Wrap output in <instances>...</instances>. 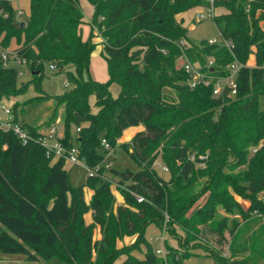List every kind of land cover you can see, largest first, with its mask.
<instances>
[{
	"label": "trees",
	"instance_id": "16d2710c",
	"mask_svg": "<svg viewBox=\"0 0 264 264\" xmlns=\"http://www.w3.org/2000/svg\"><path fill=\"white\" fill-rule=\"evenodd\" d=\"M86 1L97 35L91 30L83 40L79 0H29V14L19 19L12 2L0 0V48L15 38L14 52L31 74L29 83H22L17 67L0 68V100L23 95L28 84L41 92L45 66L64 73L70 89L56 96L52 112L55 118L63 108L60 141L66 147L75 143L89 168L100 166L84 185L73 188L64 160L46 158L36 142L40 128L21 122L33 139L27 144L5 135L0 252L63 264H113L121 255L119 264H181L201 252L213 264H264V111L258 108L264 96V0H213V21L228 47L191 43L182 19L177 20L205 6L203 0ZM20 22L24 27L15 28ZM95 36L101 39L106 83L89 77ZM183 55L203 68L213 60V71L206 70L212 74H225L229 64L240 63L235 97L214 98L211 86L190 89L176 65ZM251 56L254 65L249 67ZM112 84L120 89L116 97ZM17 113L15 103V121ZM140 125L143 131L121 145L138 170L106 169L102 140L114 150L123 131ZM157 159L168 170L166 178L153 168ZM105 172L115 181L103 179ZM112 182L122 205H115ZM84 188L93 192L88 204ZM235 197L248 201V207ZM89 211L92 222L86 224ZM165 215L166 235L178 247L165 239L164 260L143 236L150 224L161 228ZM96 226L100 240L92 237ZM176 228L181 235H175ZM129 236H136L134 245L116 247ZM141 245L147 251L138 257L133 250Z\"/></svg>",
	"mask_w": 264,
	"mask_h": 264
},
{
	"label": "rangeland",
	"instance_id": "374dc122",
	"mask_svg": "<svg viewBox=\"0 0 264 264\" xmlns=\"http://www.w3.org/2000/svg\"><path fill=\"white\" fill-rule=\"evenodd\" d=\"M80 7L83 13V25L81 26V34L83 40H87L90 36L91 30L96 34V29H93L91 21L93 8L88 4L86 0H79ZM12 7L17 12L22 10L24 12V16H27L30 11V3L29 0H12ZM222 10H218L219 13ZM206 11L201 8L191 9L180 16L177 17L178 21L182 19V25L187 29L188 38L191 43L195 45H199L202 42H208L214 40L216 45L219 47H223L226 45V41L223 40L218 27L214 23L213 19H207L204 21H194L198 13ZM264 27V23H263ZM97 35V34H96ZM23 40V39H22ZM95 48L92 52L90 66H89V77L99 83H106L108 82L107 71H106V64L103 58L101 57V50L102 44L101 39L99 37H94L92 39ZM18 43L15 38H12L9 43L8 49L14 50L17 48ZM177 67H181L183 65L182 60H178L176 63ZM247 65L252 67L254 65V58L251 57L247 61ZM18 72L22 73V76L18 78L19 82L22 83H29L31 79V74L26 66L20 65L17 67ZM85 79L88 77L85 75ZM104 80V81H103ZM67 79L64 73H60L56 70H51L49 66L44 67V75L40 81V90L41 92H36L34 90L33 84H28L27 91L20 96L12 97L9 99H1L0 106H14L17 104V116L19 122H23L24 124L31 125L33 127L42 128L44 133H47L49 129L57 125L59 129V134H63V127H62V115H63V108L59 107L55 113V118L53 115V111L55 109V101L56 96L63 94L64 92L70 89V85H66ZM110 92L113 97L119 95L120 89L116 84H112L110 86ZM170 93V92H169ZM39 97V98H37ZM32 99V103L30 105L22 106V104L28 100ZM89 105L92 111L94 105L93 97L89 98ZM23 108V111L20 112V108ZM258 108L260 111H264V96L259 97L258 99ZM53 118L54 122H50ZM47 125H50L47 127ZM143 126L138 127H131L123 131L121 137L117 140L116 148L107 154L105 157V163L110 162L112 163V167L118 170H129L135 172L138 170V165L135 161H133L126 151V146L122 147V144H126L130 142V139L138 132L143 131ZM73 132V129H72ZM164 164L160 159H157L153 165V168L157 171V173L162 177H167L168 172H162L161 167ZM65 170L68 171V178L69 184L71 187L76 188L85 184L86 177L88 173L85 169L79 166H71L69 164H65ZM102 178L107 181H112L113 176L109 172H105L102 175ZM113 185L111 186L112 195L115 198V205H122L123 199L119 192L116 190L115 182H112ZM93 192L88 189L84 188V200L88 204L92 197ZM235 200L238 201L244 208H247L249 203L248 201H243L242 199L235 197ZM222 213V212H221ZM84 220L86 224H90L91 220V212L89 211L85 216ZM261 223H264V217L260 219ZM175 235H181V229L176 228ZM163 236V231L160 227L155 224H150L144 233V240L146 243L149 244V249L152 250L154 253L158 248H164V245L161 241ZM92 237L93 240H100L101 234L99 228L96 226L92 230ZM167 243L170 244L173 248L178 247V243L173 240V238H169L167 235L165 236ZM136 242V236H129L124 237L123 239L117 241L116 247L117 248H126L134 245ZM147 251L145 245H141L140 249L133 250V253L138 257H142L144 252ZM123 255L119 256L113 264H119ZM215 260L211 257L205 256L201 252H197L196 254H192L186 256L182 259L181 264H213ZM0 264H63L58 262L56 259L44 260H27L23 254H5L0 252ZM235 264H245V263H235Z\"/></svg>",
	"mask_w": 264,
	"mask_h": 264
},
{
	"label": "built area",
	"instance_id": "2783aa9c",
	"mask_svg": "<svg viewBox=\"0 0 264 264\" xmlns=\"http://www.w3.org/2000/svg\"><path fill=\"white\" fill-rule=\"evenodd\" d=\"M205 2V6L202 7L206 12H200L196 16L194 21H204L207 19H213L215 16V8L213 6V0H203ZM12 2V0H10ZM24 15L22 10L17 11V18H21ZM209 45H216L215 41H208ZM180 49L185 47V43L180 41L178 43ZM226 47H228V43L226 42ZM183 61V65L180 67L184 74L186 75V85L193 89L199 85L202 86H211L212 87V96L214 98H234L236 95V77L238 75L239 70L242 68V65L237 61L229 64L226 67L225 74L218 73H208L206 70L210 69L212 72L213 60H208L205 67H201L198 63H191L187 57L184 55L180 59ZM26 64L23 59H20L14 50H10L8 48L2 49L0 48V68H10V67H18L20 65ZM51 70H54V67H50ZM18 78L22 76V73L17 72ZM78 131V130H77ZM7 134L14 135L22 144H27L31 141V136L28 130L22 125L21 122L15 121L13 114V105L12 106H0V149L5 150L7 147L6 141H3V138ZM60 134L57 125L52 126L47 133H42L36 139V142L44 149L46 158L52 159L53 161L58 159H63L65 164H69L71 166H79L86 170L88 173L87 176L93 177L97 174L99 167L96 166L94 169L89 168L84 159L80 156L79 149L77 145L74 143L71 147H66L60 141ZM33 140V139H32ZM104 150L107 151L109 155L113 149L106 143V141L102 140L101 142ZM193 159V157H191ZM104 166L106 169L112 168V163L104 162ZM161 171L167 173L168 170L165 166L161 167ZM137 202H142L143 198L136 196ZM169 222V216L165 215L164 221L161 225V229L163 231V236L161 241L164 245L165 236L167 234V224ZM155 254L162 259H166V251L164 248H158Z\"/></svg>",
	"mask_w": 264,
	"mask_h": 264
},
{
	"label": "water",
	"instance_id": "95a60500",
	"mask_svg": "<svg viewBox=\"0 0 264 264\" xmlns=\"http://www.w3.org/2000/svg\"><path fill=\"white\" fill-rule=\"evenodd\" d=\"M14 27H15V28H20V29H22V28L24 27V23H23V22H20V23H18V24H15Z\"/></svg>",
	"mask_w": 264,
	"mask_h": 264
},
{
	"label": "crops",
	"instance_id": "0c3cea01",
	"mask_svg": "<svg viewBox=\"0 0 264 264\" xmlns=\"http://www.w3.org/2000/svg\"><path fill=\"white\" fill-rule=\"evenodd\" d=\"M201 9H202V8H201ZM263 23H264V22L260 23V26H261V28L264 30ZM251 57H252V56H251ZM251 57H250V58H251ZM106 77L108 78V76H106ZM103 81H104V80H103ZM40 131H41L42 133H44V130H43L42 128H40ZM60 136L62 137V135H60ZM131 139H132V138H131ZM131 139H130V140H131Z\"/></svg>",
	"mask_w": 264,
	"mask_h": 264
}]
</instances>
